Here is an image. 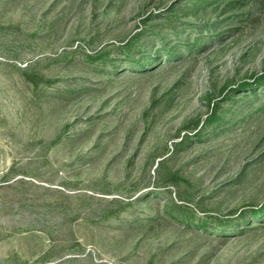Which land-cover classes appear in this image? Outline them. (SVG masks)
<instances>
[{
	"label": "rangeland",
	"instance_id": "obj_1",
	"mask_svg": "<svg viewBox=\"0 0 264 264\" xmlns=\"http://www.w3.org/2000/svg\"><path fill=\"white\" fill-rule=\"evenodd\" d=\"M188 1L0 0V264H264V0Z\"/></svg>",
	"mask_w": 264,
	"mask_h": 264
},
{
	"label": "trees",
	"instance_id": "obj_2",
	"mask_svg": "<svg viewBox=\"0 0 264 264\" xmlns=\"http://www.w3.org/2000/svg\"><path fill=\"white\" fill-rule=\"evenodd\" d=\"M210 0H189L188 2L182 3L186 8H190V12L192 14H190L187 17H191L192 19H197L200 15V11L201 8L200 6L204 5V4H208ZM179 22V21H178ZM204 27V26H203ZM201 28V27H200ZM200 28L198 27V29L200 30ZM202 31V29L200 30ZM140 37V36H139ZM138 38H135V42ZM134 43V42H133ZM162 47L160 49H156L153 51L152 50H146V52H142V51H136L133 52L132 54H136L139 53L140 57L137 60H133L132 62H130V65L128 66L129 69H135L137 71H141V72H147V71H151L157 64L161 65V63H163L166 59H172V58H177L181 55V50H187L188 47L186 48H180L178 49L177 47L179 46V44L177 46H175V49H171L165 45V41H162ZM130 49L132 48V44H129ZM128 55H131L130 53H128ZM96 59H100V58H96ZM254 85L259 86L261 89H264V76H260L256 82L254 83ZM249 86L251 87V84H247L245 85L242 89L247 88L249 89ZM253 89V88H251ZM240 93H244V91L240 90ZM256 93V92H255ZM219 109L220 107L216 106L215 109H213V114L212 117L210 119V122L208 124V126H212L214 124H219L221 122L224 121V116L223 114H219ZM179 207L177 205H175L174 209L176 211V209H178ZM252 215H254L253 217L256 220H262L264 219V208L262 210H258L255 211ZM245 214H243V216H241L240 218L242 219V223H245V221L243 220ZM172 217L174 219H181L180 217H178V213L172 212ZM187 222L190 220V216H186L184 220L182 221H186ZM189 224V223H188ZM199 227H202L201 229L203 230H207L208 229V225L206 222L202 223V224H198ZM195 227V226H194ZM254 229V228H253ZM218 232V231H216ZM219 233H226V232H221L219 231Z\"/></svg>",
	"mask_w": 264,
	"mask_h": 264
}]
</instances>
